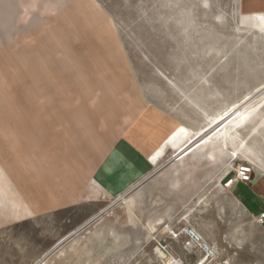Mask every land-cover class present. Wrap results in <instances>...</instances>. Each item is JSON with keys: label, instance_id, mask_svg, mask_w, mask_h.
<instances>
[{"label": "rangeland", "instance_id": "374dc122", "mask_svg": "<svg viewBox=\"0 0 264 264\" xmlns=\"http://www.w3.org/2000/svg\"><path fill=\"white\" fill-rule=\"evenodd\" d=\"M250 2L69 0L13 42L0 37V264H168L153 239L166 238L170 224L196 228L221 260L264 264V227L220 183L238 165L264 173V122L246 156L212 160L203 140L210 120L235 105L264 119V33L251 25ZM60 76L68 83L55 84ZM130 99L127 110L138 113L148 99L198 134L176 151L190 145L184 159L157 166L125 202L91 185V148L77 154L71 128L90 145L107 106ZM57 184L84 200L31 211ZM169 244L175 256L197 259Z\"/></svg>", "mask_w": 264, "mask_h": 264}, {"label": "crops", "instance_id": "0c3cea01", "mask_svg": "<svg viewBox=\"0 0 264 264\" xmlns=\"http://www.w3.org/2000/svg\"><path fill=\"white\" fill-rule=\"evenodd\" d=\"M63 2L68 3L69 0H0V37L6 36L8 41L13 42L16 37L22 34L23 29H35L37 19L52 18L54 5L57 7ZM40 4L44 5L40 6ZM249 6H251V12L255 10L264 11V0H251ZM66 83L68 81L64 76L57 77V81H55V84L63 85ZM53 90L57 96L62 97L64 95V87L55 86ZM46 95H49V91H46ZM130 100V105L125 100L120 105L109 104L107 106L109 120L106 121L108 123H96L92 129V137L89 139L90 145H86L82 138L84 135L79 137L78 133L81 131L78 124L71 128L72 133H76L71 138L72 141L74 140L72 145L75 144L77 154H79V150L84 154L86 147L91 148L93 155L90 172L91 185L99 191V194L109 199L128 197L152 179L157 166L162 164L160 172L171 168L184 157L190 148L188 145L179 153L168 149L162 158L163 160L160 159L158 164L154 163L152 161L153 155L182 125V118L179 114L167 110L166 107L158 106L148 99L141 103L138 113L129 111L127 110L128 107L134 106L133 100ZM174 107L172 110L175 109ZM58 110L60 111V109ZM51 114L53 116V112L49 114L46 109L45 115ZM46 125L48 129L52 127L48 122ZM168 154L170 157L166 159ZM212 154L213 156L210 157L207 153L210 159L214 160L220 153ZM220 183L223 186L222 181ZM55 187L56 193L54 195L53 193L46 194L44 206L42 204L41 206H38L39 204L30 206L31 211L59 210L84 200V195L79 192V189L72 193L69 192V186L63 187V185L58 186L57 184ZM226 190L250 216L258 219L264 213V173L262 171L254 172L250 184L236 183ZM262 226L264 227V224ZM220 258L221 253L219 251ZM222 261L231 264L230 260Z\"/></svg>", "mask_w": 264, "mask_h": 264}, {"label": "bare ground", "instance_id": "6f19581e", "mask_svg": "<svg viewBox=\"0 0 264 264\" xmlns=\"http://www.w3.org/2000/svg\"><path fill=\"white\" fill-rule=\"evenodd\" d=\"M249 18L252 27L256 31L264 33V11L255 10L253 12H250ZM262 105H264V99L259 104V106ZM233 110L236 111L234 112ZM255 112L256 109H252L247 106L240 107V105H235L229 110H225L224 112L220 113L218 116L214 118L211 117L212 119L210 118L211 120L208 126L211 128L213 127V130H211L209 134L204 135L203 139L205 141L206 149H209L208 155L212 157V153H220L223 155L226 153L233 152V156L235 155L236 158H238V156H246L248 154H251V149L249 147L250 141L256 136L257 130L261 128V126H263L262 124L264 122L263 118L262 120L257 119V117H253ZM257 115L259 116V114ZM197 134V131L182 124L179 128L174 131V133L170 136L167 142L159 149V151L153 155L152 161L156 164L160 163V159L164 157L166 150L171 149L178 151L183 146L191 142V140L196 137ZM201 139H199V141ZM251 163L253 162L251 161ZM248 164L253 166L250 163ZM126 199V196L121 197V200H124L125 202ZM100 217V215L96 216L94 219L89 221V223L99 219ZM89 223L85 224L83 228L89 225Z\"/></svg>", "mask_w": 264, "mask_h": 264}, {"label": "built area", "instance_id": "2783aa9c", "mask_svg": "<svg viewBox=\"0 0 264 264\" xmlns=\"http://www.w3.org/2000/svg\"><path fill=\"white\" fill-rule=\"evenodd\" d=\"M233 177L227 176L222 180L223 186L230 189L236 183L250 184L255 169L251 165H238L233 169ZM257 221L264 224V213L261 214ZM166 238L156 235L153 241L157 248L169 257L168 264H228L219 261V249L216 245L207 242L198 230L189 225H166L164 228ZM169 243H181L186 254L196 256L194 262L181 256H175L170 250Z\"/></svg>", "mask_w": 264, "mask_h": 264}, {"label": "water", "instance_id": "95a60500", "mask_svg": "<svg viewBox=\"0 0 264 264\" xmlns=\"http://www.w3.org/2000/svg\"><path fill=\"white\" fill-rule=\"evenodd\" d=\"M189 146H190V145H189ZM79 231H80V230H79ZM79 231H77V232H79ZM77 232H76V233H74V234H73L72 236H70L69 238H71V237H73L74 235H76V234H77ZM66 240H67V239H66ZM66 240H65V241H66ZM65 241H64V242H65ZM64 242H62L61 244H63ZM61 244H60V245H61ZM60 245H59V246H60Z\"/></svg>", "mask_w": 264, "mask_h": 264}]
</instances>
